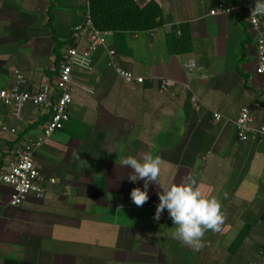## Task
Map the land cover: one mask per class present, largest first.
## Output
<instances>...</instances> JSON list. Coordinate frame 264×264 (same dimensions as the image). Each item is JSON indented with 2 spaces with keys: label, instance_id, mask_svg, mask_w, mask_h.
<instances>
[{
  "label": "crops",
  "instance_id": "obj_1",
  "mask_svg": "<svg viewBox=\"0 0 264 264\" xmlns=\"http://www.w3.org/2000/svg\"><path fill=\"white\" fill-rule=\"evenodd\" d=\"M134 1L143 6L149 0ZM153 1L162 10L163 24L151 35H105L106 47L116 52L115 65L143 77L144 83L124 84L100 49L89 70L72 73L68 122L34 155L39 172L56 184L46 185L42 199L29 196L11 206L12 190L0 181V264L258 260L264 248V137L241 143L234 126L242 107L255 118L264 109V76L256 72L250 30L237 14H209L228 0ZM85 11L84 0H0V87L11 86L14 70L32 88L51 79L58 66L55 46L71 38ZM180 24L189 25L191 45L187 53L173 55L168 35ZM189 63L195 65L191 73ZM162 78L174 80L176 87L161 93ZM184 84L189 90H183ZM45 115L26 106L15 119L11 110L0 109V123L18 131L2 149L37 136ZM147 153L161 158V174L158 183H149L148 201L137 207L130 192L134 187L144 190V181H130L132 170L121 166L120 159L131 155L140 160ZM3 159L5 155L0 163ZM189 175L203 197L221 202L225 217L219 231L205 234L199 251L173 239L176 226L167 210L159 220L153 218L158 193ZM245 226L249 234L233 252Z\"/></svg>",
  "mask_w": 264,
  "mask_h": 264
},
{
  "label": "built area",
  "instance_id": "obj_2",
  "mask_svg": "<svg viewBox=\"0 0 264 264\" xmlns=\"http://www.w3.org/2000/svg\"><path fill=\"white\" fill-rule=\"evenodd\" d=\"M84 21L73 27L71 32L72 45L62 51L60 61L54 70L51 79H47L38 88L29 86L26 78L19 70L13 71L14 80L9 87H0V109H9L15 119H19L24 107L29 106L36 110L46 112V121L37 136H27L20 145L11 148L2 145L9 136H16L18 131L5 123H0V156L5 159L0 163V181L8 186L12 192L9 204L20 206L29 196L42 199L45 196L46 185H55L52 178L46 179L34 161L35 152L40 149L55 133L61 131L69 120V111L72 104L71 86L72 73L75 69L89 70L93 56L100 49H104L109 59V65L114 68L118 78L126 85L143 84L144 78L132 72L117 67L114 63L115 50L106 47V32L98 30L91 19L88 0ZM254 0H232L228 3L216 5L209 14L222 16L237 14L247 24L254 38L256 72L264 76V16L253 17L251 9ZM144 32H134L137 36ZM151 35V31H147ZM194 63H189L186 69L191 73ZM177 83L174 80L159 79V91L169 93ZM183 90H189L187 84ZM173 95V94H172ZM196 102V98H192ZM218 121L219 113H213ZM236 138L241 143L254 142L264 137V109L259 118L250 114L247 107L239 110L234 122ZM248 264H264V248L258 253V260Z\"/></svg>",
  "mask_w": 264,
  "mask_h": 264
},
{
  "label": "clouds",
  "instance_id": "obj_3",
  "mask_svg": "<svg viewBox=\"0 0 264 264\" xmlns=\"http://www.w3.org/2000/svg\"><path fill=\"white\" fill-rule=\"evenodd\" d=\"M250 15L264 16V0H254ZM120 165L132 170L128 176L130 181H144V190L134 187L130 192L131 201L137 207H142L149 199V183L159 182L161 158L152 153L145 154L140 160L129 155L120 159ZM196 183L195 178L189 175L184 182L173 184L158 193L159 203L153 218L159 220L161 214L167 210L169 218L176 226L172 232L173 239L199 251L205 246V234L219 231L225 217L221 202L215 197H203Z\"/></svg>",
  "mask_w": 264,
  "mask_h": 264
},
{
  "label": "trees",
  "instance_id": "obj_4",
  "mask_svg": "<svg viewBox=\"0 0 264 264\" xmlns=\"http://www.w3.org/2000/svg\"><path fill=\"white\" fill-rule=\"evenodd\" d=\"M230 2V0H228ZM89 13L94 26L102 32H124L132 34L140 31H152L158 29L163 24L162 10L153 0H149L143 6H139L134 0H89ZM239 22L246 30L245 24L240 15ZM252 40L254 38L252 32ZM72 45V39L57 43L55 46L56 65H58L62 52V47L67 48ZM191 45V30L189 25L180 24L171 27L168 35V47L171 54L187 53ZM239 71V70H238ZM240 72V71H239ZM241 73V72H240ZM244 75V74H243ZM247 81L246 76H243ZM46 117V115H45ZM30 127L27 129L29 131ZM26 133V131L24 132ZM24 133L18 135L16 142L20 141ZM250 227L245 226L232 244L235 252L239 245L249 234ZM5 264H27L26 262L6 261Z\"/></svg>",
  "mask_w": 264,
  "mask_h": 264
},
{
  "label": "rangeland",
  "instance_id": "obj_5",
  "mask_svg": "<svg viewBox=\"0 0 264 264\" xmlns=\"http://www.w3.org/2000/svg\"><path fill=\"white\" fill-rule=\"evenodd\" d=\"M245 250H246V249H245ZM239 254H240V256H241V255L244 254V253H243V251H242V253H239ZM239 254H238V256H239Z\"/></svg>",
  "mask_w": 264,
  "mask_h": 264
}]
</instances>
